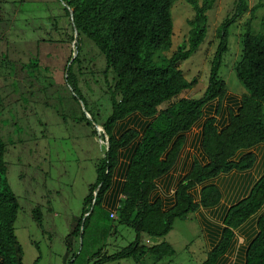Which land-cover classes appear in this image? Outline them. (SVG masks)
Here are the masks:
<instances>
[{"label":"trees","instance_id":"1","mask_svg":"<svg viewBox=\"0 0 264 264\" xmlns=\"http://www.w3.org/2000/svg\"><path fill=\"white\" fill-rule=\"evenodd\" d=\"M177 1L65 0L66 13L77 32L78 49L82 50V37L92 40L105 58V77L110 71L114 73L113 85L106 79L111 112L101 123L107 143L96 163V180L89 186L81 215L68 237L78 242L82 237L83 247L88 230L94 233V229H100L107 235L114 225L122 224L136 232L134 241L114 254L103 252L104 245L99 247L89 258H96L103 252L102 258L95 264L123 258H133L136 264H148L149 259V264H154L175 256L176 250L169 242L153 240L165 237L177 218L189 217L200 207H213L222 200V191L217 185H204L200 201H196L192 190L221 174L252 169L257 160L256 154L249 151L237 160L238 152L264 143V17L258 32L254 30L252 21L263 4L250 8L247 0H237L236 11L226 17L219 27L220 41L211 63L206 89L202 96L194 98L184 94L198 80H188L180 65L205 42L209 27L208 11L214 7L216 0H186L195 11L188 20V38L169 54L166 52L173 45L174 35L172 7ZM249 8L251 17L245 23L243 49L235 68L247 93L243 94L237 110L228 109L227 124L225 122L221 127L218 117L222 113L228 88L220 71L229 46L228 29ZM72 59L70 56L65 64L64 80L75 93L74 98L84 101L95 121L99 113L88 108L75 71V66L79 67L83 59L79 55ZM23 66L33 70L47 69L42 68L39 57L32 58ZM214 100H217L215 115L206 121L204 119L201 131L200 147L207 161L194 156L189 173L177 186L175 204L166 209L161 197L153 198L158 188L157 181L174 168L187 141V134L204 118L206 105ZM163 104L165 107H162ZM136 115L148 121L142 122L145 124L143 130L132 125ZM81 119L92 125L85 112H82ZM94 132L97 134V130ZM128 149L131 155L118 200L113 204H117V218H114L106 201L114 187L122 154ZM6 153L7 142L0 133V264H24V251L15 227L21 204L7 177ZM263 206L264 174L246 198L229 208L222 238L201 264H216L228 251L235 230ZM33 215L43 227L41 207L36 206ZM252 220L249 221L255 225L252 234H257L252 240L250 238L249 246V242L246 244L245 264H264V213L258 221L256 217ZM146 239H150L149 244ZM73 243L72 240L67 243L68 252H73ZM78 255L73 252L71 258ZM74 261L69 263L74 264ZM35 264H40V258Z\"/></svg>","mask_w":264,"mask_h":264},{"label":"rangeland","instance_id":"2","mask_svg":"<svg viewBox=\"0 0 264 264\" xmlns=\"http://www.w3.org/2000/svg\"><path fill=\"white\" fill-rule=\"evenodd\" d=\"M247 1L250 8L263 4L252 19L254 30L258 32L264 17V0ZM236 4L237 0H216L214 7L208 11L209 27L205 42L180 65L188 80H198L184 96L197 98L204 93L220 41L219 27L226 17L234 14ZM66 6L65 0H0V133L7 142V177L21 204L15 227L24 251V264H35L38 258L40 264H70V260L76 258L74 264H95L96 260L102 258L103 252L114 254L133 242L136 236L133 228L117 224L115 220L117 225L110 234L105 235L100 229H94V233L88 230L83 247L82 237H79V242L68 237L81 215L89 186L96 180V163L103 155L107 142L103 138V130L99 131L93 123L90 125L81 119L82 112L87 113L82 100L74 98L75 93L64 80L65 64L70 56L79 55L83 59L79 67L75 66V71L88 108L91 112L99 113L95 122L100 125L111 112L106 79L113 85L114 73L110 71L105 77V58L92 40L82 37V50L78 49L75 41L77 33L66 13ZM250 8L236 18L228 29L229 46L220 71L228 92L220 126L228 119V109L237 110L243 94L247 93L235 68L241 58L242 36L245 23L251 17ZM194 13L193 6L186 0H178L174 4L173 45L166 53L172 54L188 38V20ZM34 57H39L42 68L47 69L33 70L23 66ZM216 107L217 100L209 102L204 118L187 134L186 152H202V123L210 113L215 115ZM89 118L94 120L93 116ZM134 121L133 124L143 130V119L136 115ZM94 130H97V134ZM259 153L264 156L263 150ZM130 154V149L122 154L106 206L118 200L124 181L125 161ZM263 167L260 165L259 170ZM256 177L257 173H253L250 184ZM172 190V187L165 188L164 185L160 190L167 201L166 206L172 204L169 203ZM36 206L42 209L43 227L34 218L33 209ZM70 240L74 242L71 250L79 254L76 258H71L73 252L67 250ZM164 240L175 248L176 254L154 264H201L207 258L205 237L197 220L177 218L165 237L153 241ZM102 245L105 246L103 252L89 259ZM99 264L136 262L133 258H123Z\"/></svg>","mask_w":264,"mask_h":264},{"label":"crops","instance_id":"3","mask_svg":"<svg viewBox=\"0 0 264 264\" xmlns=\"http://www.w3.org/2000/svg\"><path fill=\"white\" fill-rule=\"evenodd\" d=\"M204 115H205V109H204ZM211 116H213V113H210L208 117L205 118V121L207 118ZM223 117H224V113H222L220 117H218V123ZM227 117H228V114H227ZM146 120H147L146 118L143 119L144 122ZM227 121L225 124H227ZM132 125L134 126V124ZM187 142H188V139L178 157V160L174 168L169 173L162 176L157 181L158 188L154 192L153 198L156 199L158 197H161L164 203V207L166 209L171 208L175 204L176 202L175 192H176L177 186L179 182L189 173L193 165V162H194L195 154L198 155L197 157L200 160H204V159L207 160L203 152H200V153H196V152L192 153L191 151L186 152L185 149L188 144ZM260 150L264 151V143H260L250 149H244L238 152L239 156L237 155L236 157L237 160L240 159L244 154H246L249 151H252L256 154L257 160L252 169L247 170V171L233 170L230 173L221 174L220 176L216 178L208 180L206 183L202 185L196 186L192 190V193L196 201H200L201 191L204 185L214 184V185H217L222 191V200L218 205L213 206V207H207V208L200 207L195 213L189 216L190 219L198 221L201 227V231L203 232V235L205 237L207 252L212 251L220 242L222 235H223L224 228H225L224 220H225V217L227 215L229 208L235 203L239 202L240 200L246 198L250 194L256 182L264 174V167L262 170H259L260 165L264 166V160H263L264 156H262L259 153ZM129 157L125 161L126 169L129 164ZM188 157L189 159L187 161ZM184 168H187L186 171H184ZM126 169L124 170V174L122 176L123 180L125 178ZM257 169L259 170V172L256 171ZM253 173H257V177L254 180V182L250 184L249 180L250 178H252ZM161 182H162V186L164 185L165 188L172 187L173 189L172 190L173 195L170 196L171 202L169 203H172L170 206H166L167 201L164 195L160 193V190L162 188ZM114 202L115 201L110 202V206H108L111 212H116L115 207L117 206V204L113 206ZM259 212L255 214L254 216H252L246 223H244L242 226H240L238 229L235 230V235H234V238L232 240L230 247L228 248V251L219 258L216 264H228V263L229 264H245L246 251H245V256H244V250H246V244L249 242L248 243L249 245L251 240L254 238L253 237L250 240V236L252 235V231L255 226L253 225L254 220L252 219L256 217L258 221L260 215L264 213V206ZM250 220H252L253 222L249 223ZM241 236H243V238ZM244 258H245V261H244Z\"/></svg>","mask_w":264,"mask_h":264},{"label":"water","instance_id":"4","mask_svg":"<svg viewBox=\"0 0 264 264\" xmlns=\"http://www.w3.org/2000/svg\"><path fill=\"white\" fill-rule=\"evenodd\" d=\"M71 14L73 15V10H71ZM76 33H77V32H76ZM76 40H77V35H76L75 41H76ZM73 59H74V57H73ZM73 59H72V60H73ZM82 104H83V107H84V109H85V111H86L88 117H92L91 114L87 111L86 106H85V104H84L83 101H82ZM91 120H92V123L94 124V126L96 127L97 130H99V131L103 130V128H102V126H101L100 124L96 123L93 119H91ZM103 131H104V130H103ZM104 132H105V131H104ZM105 135H106V133H105ZM107 141H108V139H107ZM90 211H92V209H91ZM88 214H89V213H87L86 216H87ZM84 220H85V218H84ZM84 220H83V222H84ZM248 246H249V245H248ZM247 250H248V248H247ZM247 250H246V254H247ZM245 262H246V261H245Z\"/></svg>","mask_w":264,"mask_h":264},{"label":"built area","instance_id":"5","mask_svg":"<svg viewBox=\"0 0 264 264\" xmlns=\"http://www.w3.org/2000/svg\"><path fill=\"white\" fill-rule=\"evenodd\" d=\"M112 217L117 218L116 212H112ZM146 243H150V239H146Z\"/></svg>","mask_w":264,"mask_h":264}]
</instances>
